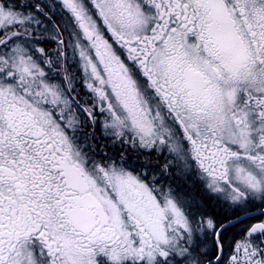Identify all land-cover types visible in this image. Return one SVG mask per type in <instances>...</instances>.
<instances>
[{
  "label": "snow or ice",
  "instance_id": "6c2138e0",
  "mask_svg": "<svg viewBox=\"0 0 264 264\" xmlns=\"http://www.w3.org/2000/svg\"><path fill=\"white\" fill-rule=\"evenodd\" d=\"M0 264H264V0H0Z\"/></svg>",
  "mask_w": 264,
  "mask_h": 264
}]
</instances>
